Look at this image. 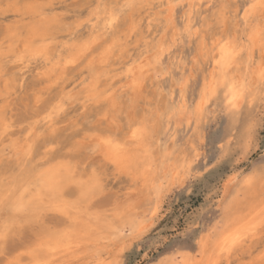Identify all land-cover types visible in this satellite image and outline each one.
<instances>
[{
	"label": "rangeland",
	"instance_id": "374dc122",
	"mask_svg": "<svg viewBox=\"0 0 264 264\" xmlns=\"http://www.w3.org/2000/svg\"><path fill=\"white\" fill-rule=\"evenodd\" d=\"M125 3L0 0V261L264 264L259 231L231 253L200 252L201 238L260 212L245 180L264 158V51L249 50L236 19L244 0ZM229 32L241 45L225 72L200 52ZM206 79L211 99L193 115L192 90ZM233 85L243 96L230 103ZM140 127L148 134L135 141Z\"/></svg>",
	"mask_w": 264,
	"mask_h": 264
},
{
	"label": "snow or ice",
	"instance_id": "6c2138e0",
	"mask_svg": "<svg viewBox=\"0 0 264 264\" xmlns=\"http://www.w3.org/2000/svg\"><path fill=\"white\" fill-rule=\"evenodd\" d=\"M153 0H126L123 7L126 8H149L153 7ZM166 7L175 10L180 7L179 4H168ZM243 12V18L237 15L236 19L240 21L242 27L245 29L244 39L249 46V50L254 49L257 43L262 51H264V0H244V3L238 9ZM227 22L226 20L224 21ZM182 31L190 32L191 30L187 27ZM241 41L237 38L232 37L229 32L223 36L219 41L214 42L211 46L207 42L201 45L200 55L204 58H215V53L219 50L220 53L227 55H221L219 59H216L218 69H222L225 72L231 67V58L234 53L240 48ZM159 59V58H158ZM260 77V103L264 105V62L260 65L259 70ZM183 87V83L181 84ZM192 114L195 115L197 112L203 111L205 105L211 99L212 89L210 82L206 79L204 87L201 88L196 85L192 90ZM243 96L235 85H233V101ZM198 97V98H197ZM253 100L256 98L253 96ZM233 101H230L232 103ZM148 134L147 129L140 127L136 133H133V139L135 141H142ZM107 142V141H106ZM264 151V149H262ZM245 184L251 188H259V204L260 212L253 219L249 229L246 233L240 232H228L223 235H209L208 238H201L200 244L202 249L212 247L214 254L223 255L225 253H231L238 245L244 242L248 238V235H255L256 231L264 234V158H261L259 167L252 170L247 176ZM20 209L17 208V211ZM6 232H0V241H6ZM0 264H13L12 261H0ZM161 264H166L165 261H161ZM192 264H196L195 261ZM208 264H219L218 260H210Z\"/></svg>",
	"mask_w": 264,
	"mask_h": 264
},
{
	"label": "bare ground",
	"instance_id": "6f19581e",
	"mask_svg": "<svg viewBox=\"0 0 264 264\" xmlns=\"http://www.w3.org/2000/svg\"><path fill=\"white\" fill-rule=\"evenodd\" d=\"M161 2H162V1H161ZM199 2H200V1H199ZM159 3H160V2H159ZM44 8H45V7H44ZM40 9H41V8H40ZM43 11H44V10H43ZM48 11H49V10H48ZM40 12H42V10H41ZM170 13H171V12L169 11V14H170ZM43 14H44V13H43ZM173 18H174V17H173ZM62 19H63V18H62ZM102 20H103V19H102ZM49 21H50V20H49ZM107 24H108V23H107ZM114 24H115V23H114ZM102 25H103V24H102ZM104 28H105V27H104ZM10 29H11V28H10ZM106 29H107V27H106ZM94 30H95V29H94ZM102 31H103V30H102ZM36 37H37V36H36ZM47 37H48V36H47ZM33 39H35V38H33ZM38 39H39V38H38ZM47 39H48V38H47ZM35 40H36L35 42L37 43V42H38L37 39H35ZM39 40H40V39H39ZM216 40H217V39H216ZM17 41H18V40H17ZM31 42H32V41H31ZM31 42H30V43H31ZM33 43H34V40H33ZM213 43H214V42H213ZM21 44H22V43H21ZM33 45H34V44H33ZM33 45H31V46H33ZM37 47H38V46H37ZM28 48H29V47H28ZM41 48H42V47H41ZM34 49H36V48H34ZM83 50H84V49H83ZM240 50H241V49H240ZM32 51H33V50H32ZM142 52H143V51H142ZM217 53H218V52H217ZM219 53H220V52H219ZM81 54H82V53H81ZM220 54H221V53H220ZM43 55H44V54H43ZM147 55H148V54H147ZM217 55L219 56V54H217ZM222 55H227V54L224 53V54H222ZM247 55H249V53H248ZM218 56L215 57V58L218 59ZM39 57H40V56H39ZM247 57H248V56H247ZM41 58H42V57H41ZM77 58H78V57H77ZM235 58H236V57H235ZM75 59H76V58H74V57L72 56L68 61H69V62H73V61H75ZM86 59H87V58H86ZM149 59H150V58H149ZM247 60H248V59H247ZM42 61H43V60H42ZM232 62H233V61H232ZM248 64H249V63H248ZM215 66H216V65H215ZM216 67H218V66H216ZM145 69H146V68H145ZM145 69H144V70H145ZM147 69H150V68H147ZM216 69H217V68H216ZM232 69H233V68H232ZM233 70H234V69H233ZM136 71H137V70H136ZM138 71H139V70H138ZM138 71L133 73V77H134V78H133V82H135V84L137 83V81H136V80H137V79H136V76H137V74H138ZM144 72H145V71H143V73H144ZM215 73H216V72H215ZM130 74H131V73H130ZM213 75H214V73H213ZM142 76H143V75H142ZM123 77H124V76H123ZM125 77H126V76H125ZM127 78H128V77H127ZM139 78H141V77H139ZM157 80H158V79H157ZM49 81H50V80H49ZM236 82H239V81L237 80ZM129 83H130V82H129ZM130 84H131V83H130ZM238 84L240 85V83H238ZM250 84H251V83H250ZM131 85H132V84H131ZM239 87H240V86H239ZM139 89H140V88H139ZM139 89H138V90H139ZM241 89H242V88H241ZM93 93H94V91H93ZM107 94H108V93H107ZM94 95H95V94H94ZM108 95H109V94H108ZM232 95H233V94H232ZM108 97L111 98L110 95H109ZM232 99H233V98H232ZM241 99H242V98H241ZM236 100H237V99H236ZM236 100L233 101V102L235 103ZM236 105H237V103H236ZM182 107H183V106H182ZM237 108H238V107H237ZM181 109H182V108H181ZM185 109L187 110L186 107H185ZM175 112H176V111H175ZM184 114H185V113H184ZM179 117H182V116H179ZM179 117H178V119H179ZM190 117H191V116H190ZM136 132H137V131H133V132H132V135H131L132 138H133V133H136ZM4 139H5V138H4ZM104 142H105V141H104ZM110 142H111V141H110ZM128 143H129V142H128ZM135 143H136V142H135ZM108 144H109V143H108ZM108 144H107V145H108ZM129 147H130V146H129ZM133 149H135V148H133ZM136 149H137V148H136ZM110 154H111V155H110ZM109 155L112 157L113 161H114L116 164H123V163H125V162L127 161L128 152H127L126 150H124V147L122 148V147H120V146H114L113 148L110 149ZM110 156H109V157H110ZM144 159H145V158H144ZM141 162H142V161H141ZM141 162H140V163H141ZM145 162H146V161H145ZM159 162H160V161H159ZM163 162H164V161H163ZM143 163H144V162H143ZM143 163H141V165H142ZM149 164H150V163H149ZM165 164H166V163H165ZM165 164H163V166L161 167V169L157 172V176L153 174L154 176L158 177V179H159L158 182H159L160 184L162 183V181H163V179H164V174H165L164 171H165V169H166V167H167V165H165ZM157 165H158V164H157ZM153 167H154V166H153ZM117 168H118V167H117ZM136 168H137V166H136ZM138 168H139V166H138ZM155 168H156V167H155ZM145 169H146V168H145ZM145 169H143V171H144ZM53 170H54V169H53ZM47 171H48V170H47ZM55 171H56V170H55ZM139 171H140V170H139ZM141 171H142V170H141ZM49 172H50V171H49ZM146 172H147V171L145 170V175H146ZM45 173H46V172H45ZM135 173H136V172H135ZM138 173H139V172H138ZM154 173H155V172H154ZM131 174H132V172H131ZM139 174H140V173H139ZM46 175H47V173H46ZM133 175H134V174H133ZM52 176H53V175H51V177H52ZM45 177H46V176H45ZM51 177H50V178H51ZM46 178H47V177H46ZM146 178H147V176H146ZM41 179H42V178H41ZM54 179H55V178H54ZM153 179H154V177H153ZM153 179H151V180L153 181ZM39 180H40V179H39ZM152 181H151V182H152ZM232 181H234V180H232ZM47 182H48V181H47ZM50 182H51V180H50ZM44 183H45V181H44ZM44 183H43V184H44ZM152 183H153V182H152ZM45 184H46V183H45ZM45 184H44V185H45ZM49 185H50V184H49ZM38 186H39V185H38ZM146 186H147V185H146ZM48 187H49V186H48ZM152 187H153V186H152ZM152 187H151V188H152ZM233 187H234V186H233ZM233 187H232V188H233ZM26 188H27V187H26ZM39 188H40V187H39ZM140 188H141V187H140ZM44 189H45V187H43V190H44ZM152 189H153V188H152ZM159 189H160V188H159ZM225 189H226V188H225ZM234 189H235V188H234ZM38 190H39V189H38ZM29 191H30V190H29ZM39 191H40V190H39ZM39 191H38V193H39ZM227 191H228V190H227ZM231 191H232V190H231ZM44 192H45V191H44ZM55 193H57V190H56ZM224 194H225V193H224ZM21 196H22V195H21ZM250 197H251V196H250ZM22 198H23V197H22ZM28 198H29V197H28ZM222 198H223V197H222ZM40 200H41V199H40ZM22 201H23V200H22ZM29 201H30V200H29ZM230 202H231V200H230ZM39 203H40V202H39ZM29 204H30V203H29ZM227 204H228V203H227ZM229 204H230V203H229ZM257 204H258V203H257ZM19 205H20V203H19ZM30 205H31V204H30ZM30 205H29V206H30ZM254 205L256 206V204H253V205H252V208H253ZM259 205H260V204H259ZM259 205H258L257 208H259ZM16 206H17V205H16ZM62 206H63V205H62ZM57 207H58V206H57ZM59 207H60V206H59ZM259 209H260V208H259ZM21 210H22V209H21ZM62 210H63V209H62ZM257 210H258V209H257ZM231 211H232V210H231ZM258 211H260V210H258ZM67 212H68V211H67ZM69 212H70V211H69ZM252 212H253V211H252ZM224 213H225V212H224ZM69 214H70V213H69ZM230 214H231V213H230ZM243 214H244V213H243ZM65 215H67V214H65ZM225 215H226V214H225ZM237 215H238V214H237ZM237 215H236V216H237ZM241 215H242V214H241ZM236 216L234 215L233 218L236 217ZM243 216H244V215H243ZM71 217H72V216H71ZM229 217H230V216H229ZM239 217H240V218L237 217L238 220H240L241 218L243 219L242 216L239 215ZM244 217H245V216H244ZM69 218H70V217H69ZM79 218H80V217H79ZM132 218H133V217H132ZM254 218H255V216H254ZM254 218H252V220L248 221L245 225L241 224V226H240L239 222L241 223V221H243V220L245 221V219H247V218H245V219H243V220H241V221H239V222H237V221H238L237 219H236L237 221H236V220H232L233 222H237V224H239V226L237 225L238 228H236L237 230H236L235 232L238 231V232H240V233H244V230H248V229H249V226H250V224L253 222V219H254ZM231 219H232V218H231ZM132 221H133V220H132ZM233 222H231V224H233ZM245 222H246V221H245ZM81 224H82V223H81ZM122 224H123V223H122ZM228 224H229V223H228ZM228 224H227V225H228ZM79 225H80V223H79ZM229 225H230V224H229ZM234 225H236V224H233L232 228H233V227H236V226H234ZM81 226H82V225H81ZM84 226H85V225H84ZM134 226H135V225H134ZM222 226H223V225H222ZM227 227H228V226H227ZM85 228H87V227H85ZM137 228H138V227H137ZM142 228H143V227H142ZM213 228H214V226H213ZM232 228H231V229H232ZM122 229H123V226H122ZM234 229H235V228H234ZM87 230H88V229H87ZM222 230H223V228H222ZM228 230H229V228H228ZM83 231H84V230H83ZM225 231H226V228H225ZM230 231H233V230H230ZM69 232H70V231H69ZM73 232H74V230H73ZM80 232H81V231H80ZM220 232H221V234L224 233V232L222 233V231H220ZM71 233H72V232H71ZM114 233H115V232H114ZM119 233H120V232H119ZM67 234H68V233H67ZM69 234H70V233H69ZM221 234H220V235H221ZM225 234H226V233H225ZM111 235H112V234H111ZM69 236H70V235H69ZM248 237H249V236H248ZM251 237H252V236H251ZM255 237H256V236H255ZM72 238H73V237H72ZM72 238H71V239H72ZM95 238H96V237H95ZM67 239H69V238H67ZM67 239H66V240H67ZM63 240H64V238H63ZM72 240H73V239H72ZM251 240H252V239H251ZM253 240H254V239H253ZM67 241H68V240H67ZM69 241H70V239H69ZM96 241H98V240H96ZM249 241H250V239H249ZM61 242H62V241H61ZM65 242H66V241H65ZM62 243H63V242H62ZM72 243H74V240H73ZM72 243H71V244H72ZM64 244H65V243H64ZM64 244H60V246H61V245H64ZM66 244H67V243H66ZM68 245H69V244H68ZM68 245H67V246H68ZM43 247H44V246H43ZM58 247H59V246H58ZM63 247H64V246H63ZM65 247H66V245H65ZM68 247H69V246H68ZM71 247H72V246H71ZM69 248H70V247H69ZM72 248H73V247H72ZM59 249H62V247H61V248L59 247ZM70 250H71V249H70ZM70 250H68V251H70ZM202 250H203V249L201 248V245H200V252H201V253H202ZM60 251H61V250H60ZM60 251H58V252H60ZM33 252H34V251H33ZM42 252H43V251H42ZM38 254H39V253H38ZM53 254H54V253H53ZM55 254H56V253H55ZM55 254H54V255H55ZM174 254H175V253H174ZM203 254H204V253H203ZM205 254H206V253H205ZM169 255H170V254H169ZM169 255H168V256H169ZM176 255H177V254H176ZM206 255H207V254H206ZM179 256H181V257H180V258H181V262H184V263H185V259H184V258H186V260H188L187 258H188V256H189V254H188L187 252H183V253H180ZM199 256H200V255H199ZM208 256H209V255H208ZM171 257H172V254H171ZM171 257H169V259H170ZM176 257H177V256H176ZM211 257H212V256H211ZM100 258H101V257H100ZM165 258H167V257H165ZM174 258H175V257H174ZM192 258H193V257H192ZM202 258H203V257H202ZM30 259H31V258H30ZM99 260H101V259H99ZM163 260H164V259H163ZM171 260H173V259L171 258V259H170V262H171V263L168 261V264H169V263H170V264H173V263H175V261H177L176 259L173 260L174 262L171 261ZM192 260H193V259H192ZM97 261H98V260H97ZM164 261H165V260H164ZM189 261H190V260H189ZM189 261H188V263L191 262V261H190V262H189ZM209 261H210V260H209ZM47 262H48V261H47ZM47 262H46V263H47ZM99 262H100V261H99ZM165 262L167 263V260H166ZM172 262H173V263H172ZM192 262H193V261H192ZM204 262H206V261H204ZM204 262H203L202 264H204ZM40 263H41V262H40ZM40 263H37V264H40ZM44 263H45V262H44ZM44 263H43V264H44ZM90 263H91V262H90ZM160 263H161V262H160ZM160 263H159V264H160ZM196 263H197V262H196ZM199 263H200V262H199ZM41 264H42V263H41ZM47 264H49V262H48ZM156 264H157V263H156ZM178 264H179V261H178Z\"/></svg>",
	"mask_w": 264,
	"mask_h": 264
}]
</instances>
